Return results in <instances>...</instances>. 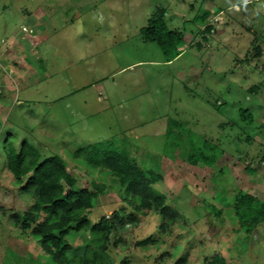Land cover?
<instances>
[{"label": "rangeland", "instance_id": "374dc122", "mask_svg": "<svg viewBox=\"0 0 264 264\" xmlns=\"http://www.w3.org/2000/svg\"><path fill=\"white\" fill-rule=\"evenodd\" d=\"M160 14L184 34V51L172 61L140 33ZM244 108L252 123L242 119ZM171 120L217 142L216 163L191 162L181 128V145L166 152ZM100 140L151 158L163 177L159 189L181 211L167 233L159 214L121 200L106 168L73 156ZM8 141L64 158L80 177L75 188L105 184L85 210L91 221L123 207L125 224L106 251L87 228L67 234L79 252L91 245L109 264H205V248L225 254L230 224L209 206L224 204L216 201L217 172L264 199V0H0V264H59L9 219L33 199L6 165ZM234 241L237 264H264V228Z\"/></svg>", "mask_w": 264, "mask_h": 264}, {"label": "trees", "instance_id": "16d2710c", "mask_svg": "<svg viewBox=\"0 0 264 264\" xmlns=\"http://www.w3.org/2000/svg\"><path fill=\"white\" fill-rule=\"evenodd\" d=\"M140 33L146 40L158 43L167 61L174 60L184 51L183 32L169 28L162 14L150 17L147 25L140 28ZM240 115L247 123L253 122L250 108L241 109ZM171 123L164 144L166 152H173L181 145L183 138L176 130L181 128L188 131V159L193 163L203 162L206 166L216 163L223 153L217 142L199 136L177 121L171 120ZM4 149L6 165L19 190L33 199L29 210L10 213L9 219L15 227L36 240L40 248L59 264H109L100 261V252L95 247L87 244L79 252L67 238L70 231L87 228L93 243L102 251L115 243L116 233L125 224L123 207L94 221L85 212L92 209L94 200L106 185L92 180V189L86 186L75 188L80 177L64 158L57 154L41 157L39 150L26 141L19 148L8 141ZM73 156L83 158L91 167L106 168L105 173L110 174L120 188L121 200L131 203L137 213L160 215V231L167 233L168 228L178 223L180 208L171 204L167 193L159 189L163 177L153 166L151 158L147 159L149 163L142 162L126 150L115 146L108 148L103 140L78 148ZM226 174V170L220 169L216 175L222 185L216 201L224 204L209 203V206L215 216L230 224L227 232L232 243L227 246L225 254L217 248H205V264H237L235 259L241 254L240 244L234 241L237 235L242 232L246 238H251L255 230L264 228V199L231 184ZM153 237L137 240L136 245L146 246ZM195 239L189 241L188 249ZM202 243L204 246L203 240Z\"/></svg>", "mask_w": 264, "mask_h": 264}, {"label": "crops", "instance_id": "0c3cea01", "mask_svg": "<svg viewBox=\"0 0 264 264\" xmlns=\"http://www.w3.org/2000/svg\"><path fill=\"white\" fill-rule=\"evenodd\" d=\"M31 29V28H30ZM33 31V30H32ZM11 36V35H10ZM10 39V38H9ZM4 40H7V39H4ZM178 58V57H177ZM177 58H175V59H177Z\"/></svg>", "mask_w": 264, "mask_h": 264}]
</instances>
